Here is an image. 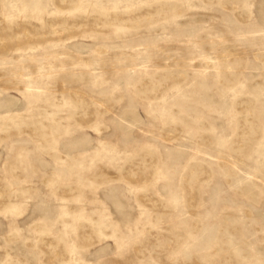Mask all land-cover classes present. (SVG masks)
Here are the masks:
<instances>
[{"label": "rangeland", "instance_id": "rangeland-1", "mask_svg": "<svg viewBox=\"0 0 264 264\" xmlns=\"http://www.w3.org/2000/svg\"><path fill=\"white\" fill-rule=\"evenodd\" d=\"M0 264H264V0H0Z\"/></svg>", "mask_w": 264, "mask_h": 264}]
</instances>
